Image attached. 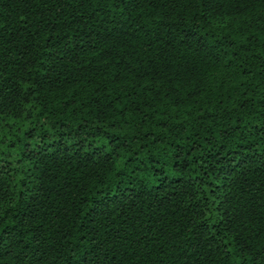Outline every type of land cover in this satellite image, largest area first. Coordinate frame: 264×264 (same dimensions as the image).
Returning a JSON list of instances; mask_svg holds the SVG:
<instances>
[{
  "label": "trees",
  "instance_id": "trees-1",
  "mask_svg": "<svg viewBox=\"0 0 264 264\" xmlns=\"http://www.w3.org/2000/svg\"><path fill=\"white\" fill-rule=\"evenodd\" d=\"M0 264H264V0H0Z\"/></svg>",
  "mask_w": 264,
  "mask_h": 264
}]
</instances>
